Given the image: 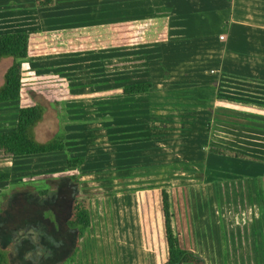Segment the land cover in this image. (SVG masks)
Returning <instances> with one entry per match:
<instances>
[{
    "label": "rangeland",
    "instance_id": "374dc122",
    "mask_svg": "<svg viewBox=\"0 0 264 264\" xmlns=\"http://www.w3.org/2000/svg\"><path fill=\"white\" fill-rule=\"evenodd\" d=\"M82 1L83 0H79L76 11H70L64 16L65 18L60 14V17H62L60 20H63L64 27L55 28L53 26L55 21L52 20V15L50 14L45 20V23L50 25L47 27H51L50 30L53 32L55 30H63L74 26L101 25L107 20L112 19L111 16L98 14L100 10L97 7L98 3L95 1L92 0L88 3H82ZM92 6H94V11L90 10ZM5 9H8V7H5L4 3L0 2V33L10 32L12 28L21 30L23 25L19 23L21 21L17 20L18 17L14 19L16 15H12L10 12L6 15ZM11 21L15 24L17 23V25H10ZM90 51L76 50L69 51L66 54H69L67 56L70 57L85 56L78 62L82 65L83 63L96 61V58L101 54L97 52L92 53ZM23 69V80L26 89L30 92L33 99L45 106V122L40 125L42 129L41 132H43L40 133L41 138L45 137V135L48 136L52 134L57 129L56 113L59 111L60 114L65 112L66 115L61 119L59 125L77 124L73 117H68V113L73 114L76 112L72 110L84 108L87 110V114H91L87 115L85 119H81V124L93 120L94 123L97 122V124H99L98 126L102 128L103 123H108L110 127H115V120H111L112 118H110L109 115L106 114V116H104L105 120H102V116L97 117L93 115V107L95 106L93 102L91 103L90 99L95 97L74 98L73 100H83L82 102L84 105L82 107L78 105L70 106V104L69 106H65L64 104H66L65 102L67 101L62 103V107L61 105H57L56 110L49 105V103L56 98L58 87L62 88L65 82L84 81V83L79 85L71 84L70 86L72 88L69 89V91L77 93L80 86H84L81 88L84 89V92L81 91V89L80 91L87 93L94 90L115 87L114 73H102L104 75H99L96 72L97 66L95 64H85L83 67L71 68V73H77V77L73 75L66 76L58 72L54 73L53 71H31L26 69V66H23ZM80 71H84L81 73L82 76L78 74ZM105 76L110 78L102 80ZM219 82H217L215 86V91L209 90L205 92L204 102H197L198 106L202 107L198 108L201 109L198 110L199 112L196 110L194 111L193 103L174 102L173 97L178 88H173L165 96L166 100L163 102L156 100L155 103H153V106L156 107V109L154 108L153 117L158 118L150 120L149 125L144 124L146 121L140 119L139 122L134 124V128H126L128 131L133 130L139 133L140 131L137 128H139L141 124H144L153 129L161 130H157L159 133H153V137L149 139L151 142L158 141V143H154L153 145L138 143L143 141L142 139L148 137V135H131L127 133V135H123L119 138L115 134L110 135L106 133L105 130L86 135L87 132L85 131H87V128H85V131H82L83 135H80L78 133L79 129L77 127H72L71 133L67 134L68 141L65 152L23 157L6 156L0 152V172H9L11 174L10 180L0 182V206L5 203V196L7 197L10 191L17 186H24L26 189L36 191L42 190L47 186L52 187L55 181L63 179L65 180V185H61L60 187H62L64 193L60 194V197L64 198L65 196L66 200H68V198L70 200L71 197L76 194L83 196L87 200L89 212L91 213V224L82 238L79 239V248L75 253L74 260L62 261L60 264H155L153 253L143 246L141 238L136 202V192L139 189L136 190L134 194L135 199L132 198L133 202H128L125 197L124 199L122 198V196H124L123 194H125L129 188L130 190L140 187L150 188L148 186L154 185L150 182L157 181L154 178H145V176L152 172L156 174V171H159L162 175L165 173L167 176L165 179L170 180L166 184L171 185L169 188L172 190V195L174 197L173 201L177 202L178 207H180L179 199L183 195L185 196H183V202L186 205L187 218L190 217V213L194 210L201 209L199 207L201 202L200 204L196 203L198 201L194 202L192 196L202 194L205 191L212 192L214 196H216L215 200L217 202L220 201V197H222V200H224L227 206L230 203L234 212L236 211V206H241L245 198L249 201L258 200V195L255 196V193L260 194L261 191L255 182V173L257 170L259 171V185L264 188V159L260 162L238 159L213 154L208 150L209 146H219L222 148H230L233 151L241 152L254 158H264V120L258 116L249 117V120H245V118L248 117H244L245 115L241 113H234L236 118L219 115L223 111L216 109L212 101L213 94L216 92L264 101V83L252 79L240 78H232L229 80L220 78ZM199 89L202 90V88H188V90L191 91ZM190 94H192V92L186 95ZM14 103L16 104V102ZM5 104L6 103H0V130L11 129L16 119V109L12 105ZM195 105L196 103H194V108ZM64 106L66 107L65 109ZM202 110L206 115H209L208 119L204 118ZM160 114L165 116V118L160 119ZM228 114L233 113L228 112ZM112 115L115 117L114 113ZM58 118L61 117L58 116ZM73 129L75 130L74 132ZM157 136H159V138L155 139L154 137ZM160 136H162V138H160ZM121 138L126 141L138 139L137 144H139L133 147L136 151V153H134L136 160L131 164L132 167L129 166V168L133 169L131 174L133 177L140 176L141 179H134L132 183L130 181L127 183L128 186L124 185V182H119V178H117V176H119L118 171L126 169L125 165H119L117 162L115 163V141L117 142ZM159 141L162 145L159 144ZM118 152L123 151L119 150ZM78 155L84 156V162L81 166L78 169L68 168L66 166V159ZM146 156H152V159ZM196 158L200 161L197 162ZM102 161L104 163H102ZM71 174H78V189L66 178ZM152 174L155 175L154 173ZM262 195L264 198V193ZM115 204H118V209ZM207 205L210 207V204ZM201 207H205V205ZM176 208L177 207H174V214ZM19 212L20 209L18 207H12L11 205L9 219L11 220V216ZM228 216L234 221L233 232L232 229H230L232 222ZM238 221H241V223H238ZM247 221L248 231L251 232L252 228L255 227L254 232L258 234V230L260 229L258 227V221L254 220L251 222L250 219ZM15 222L20 223L22 221L18 217ZM263 222L264 217L262 216L259 221L260 226L264 224ZM14 223L10 225L8 230L5 232L2 231V237L0 238L1 242H3V244H7L10 241L14 242V244L22 243V247L20 248L23 249L26 246L24 249H29L21 251L19 246L14 248L12 245L9 252L10 259L21 264H25V261L29 259L30 261L35 259L37 262L36 264H48L38 258L41 256L42 251L37 249L41 248V242L43 245L45 243L44 238L42 241L38 240L41 237L39 235L44 234V227L46 224L43 225L42 228L35 225L36 227L34 228L36 230L31 227L22 230V227L25 226L23 222L21 226L17 228ZM175 223H177L176 218ZM207 223L212 225V228L217 227L215 225L218 224L222 226V229L217 232V236L221 239L228 237L234 238L235 235L236 237H240L241 235L244 237L246 235L245 229L247 225H245L246 222L243 221V215L237 216L231 214L224 218L223 215L216 214L211 216L210 222ZM56 224L60 225L58 221H56ZM225 225H227V228ZM242 228H244V230ZM209 233L210 231H208L206 235ZM4 235L6 239H4ZM184 242L190 244L196 243L195 245L198 246V250L209 249L203 246L200 240L196 239V241L193 242L191 237L189 240L188 238L184 240ZM30 249L32 250L29 251ZM209 253L211 254V252ZM203 259L205 261V258ZM228 259V255H224V260L228 261ZM225 264L228 263L225 262Z\"/></svg>",
    "mask_w": 264,
    "mask_h": 264
},
{
    "label": "crops",
    "instance_id": "0c3cea01",
    "mask_svg": "<svg viewBox=\"0 0 264 264\" xmlns=\"http://www.w3.org/2000/svg\"><path fill=\"white\" fill-rule=\"evenodd\" d=\"M78 1L57 0L54 8L42 11L34 7V0H0V2L4 3L5 7H8V9L4 10L5 14L7 15L10 12L12 15H16L15 17L13 16L14 19L18 17L17 20L21 21L19 22L23 25L21 30L35 28L50 29L51 27H47L50 25L45 23V20L50 15H52V20L55 21L53 26L55 28H62L64 22L60 18H65L64 16L70 11H76V7L79 5ZM90 1L92 0H83L82 3ZM93 1L98 3L97 7L100 10L98 14L112 17V19L106 22L132 20L139 30L141 41L128 47H111L90 51L101 54L96 58V61L83 63L82 65L78 62L85 56L70 57L67 56L69 54L58 53L38 56L29 62H24L23 66H26V69L31 71H53L54 73L58 72L66 76L73 75L77 77V73H71V68L83 67L85 64H95L97 66V74L104 75L111 74L105 72L102 67L103 61L106 58L143 54L146 58L147 66L141 69L115 71L114 86L120 87L126 84L146 81H150L152 86L148 92L142 94L114 95L90 99L91 103L93 102L95 106L93 107V115L97 117L102 116V120H105L104 116L106 114L109 115L112 118L111 120H115V127H110L108 123H103L102 128L98 126L97 122L94 123L93 120L81 124L80 120L85 119L91 113L87 114L86 109L80 108L74 109L78 111L72 110L76 113H68V117H73L77 123L72 125L65 124L68 134L71 133L72 127H77L80 135H83L82 131H85V128H87V131H85L87 132L86 135L100 130H105L110 135L115 134L119 138L127 135V133L131 135L142 134L148 135V137L143 138V141L138 143L153 145L154 143H158V141L151 142L149 139L153 137V133H159L157 132L159 129L146 126L147 124L149 125L150 120L158 118L153 117V112L156 109L153 103L156 100L159 102L166 100L165 96L173 88H178L173 97L174 102L193 103L194 111L199 112L198 110L201 109L198 108L202 107L198 106L197 102H204L206 91H215V86L220 78L224 80L232 78L252 79L264 83V0ZM153 1H161L171 9V13L164 18L155 16ZM93 9L94 6L90 8L91 11H94ZM60 14L62 17H60ZM12 24L15 23L11 21L10 25ZM16 25L17 23L14 26ZM10 31L20 30L12 28ZM84 71H80L78 74L81 75ZM109 78L105 76L102 80ZM81 83H84V81H69L65 82L63 86L71 84L79 85ZM83 87L80 86V89ZM194 87L202 88V90H188V88ZM80 89L77 93L84 90L81 89L80 91ZM190 92L192 94L186 95ZM217 94L219 93L213 94V104ZM82 101L71 99L65 102L66 104L64 105L69 106L70 104V106L78 105L82 107L84 105ZM194 103H196V109L194 108ZM5 105H12L17 111L14 102H8ZM113 113L115 117L112 115ZM203 114L205 119L209 118V115H206L204 111ZM245 116L248 117V115ZM159 118L162 119L165 116L160 114ZM140 119L145 120L144 124L146 125L141 124L137 128L140 131L139 133L126 129L127 127L130 129L134 128V124L139 122ZM261 119L264 120L263 117ZM154 138H159V136ZM137 141L138 139L126 141L122 138L117 142L115 141V163L117 162L119 165H125L126 167L125 170L118 171L119 176H117L119 182H124V185H127L130 181L132 183L134 179H141L140 176L133 177L131 175L133 169L129 168V166L132 167L131 164L136 160L134 154L136 151L133 147L139 145ZM159 144L162 145L160 141ZM119 150L123 152H118ZM146 157L152 159V156ZM262 159L264 158H257V162L262 161ZM196 161L199 162L200 160L196 158ZM102 163L104 162L102 161ZM156 172V174L152 172L155 175L150 173L145 176V178L157 180L156 182H150L154 185L148 187H170V184H166L170 181L165 179L167 178L166 174L162 175L159 171ZM258 179L259 171L257 170L255 182L261 191L260 194L255 193V196L258 195V200L249 201L245 198L241 206H236L235 212L230 203L228 206L224 203L222 197L217 202L215 200L216 196L212 192L205 191L202 194L192 196L194 202L198 201L196 203L199 204L201 202V205H199L201 209L194 210L190 213V217L187 218V209H185L186 205L183 202L184 195L182 194L183 196L179 199L180 207H178L177 202H174V207H177L175 212L177 223L175 224L181 247L189 248V250H193L196 254L205 258V264H225V262L228 264H264V224L260 226L259 223L261 217H264V198L262 195L264 188L259 185L260 181ZM141 188L143 187L131 190L130 188L127 189L128 191L123 194L122 198L124 199L125 197L128 202H133L132 198L135 199L134 194L136 190ZM207 204H210V207ZM202 205H205V207H201ZM115 206L118 209V204H115ZM216 214L223 215L224 218L231 214L237 216L243 215V221L247 223H245L247 225L245 229L246 235L244 237L243 235L240 237H236L235 235L234 238L221 239L217 236V232L222 229V226L218 224L215 225L217 227L212 228V225L207 223L210 222V217ZM248 219L251 222L254 220L258 221V227L260 228L258 234L254 232L255 227L252 228L251 232L248 231ZM230 220L232 222L230 229L233 232L234 221H232L233 219ZM238 223H241V221H238ZM225 227L227 228V225ZM242 229L244 230V228ZM208 231L210 233L206 235ZM190 237L193 239V242L196 239L200 240L203 246L209 249L198 250V246L195 245L196 243H185L184 240H187V238L189 240ZM226 254L229 257L228 261L224 260V255Z\"/></svg>",
    "mask_w": 264,
    "mask_h": 264
},
{
    "label": "trees",
    "instance_id": "16d2710c",
    "mask_svg": "<svg viewBox=\"0 0 264 264\" xmlns=\"http://www.w3.org/2000/svg\"><path fill=\"white\" fill-rule=\"evenodd\" d=\"M56 2L57 0H34V7L46 11L54 8ZM153 12L157 17H166L171 13V9L161 1H153ZM140 41L139 30L132 20L74 26L53 32L50 29L35 28L0 33V103L16 102L17 107L14 126L11 129L0 130V152L6 156L23 157L65 152L67 148L68 131L64 124L59 125L61 119L66 116L65 112L56 113L57 129L41 138L40 133L43 132L40 125L45 122V106L33 99L26 89L23 80L24 62L46 54L128 47ZM146 66L147 61L143 54L109 57L103 61V70L107 73L141 69ZM151 86L152 83L146 81L87 93H73L69 91L72 87L67 85L58 87L56 98L49 105L56 110L57 105L62 107L64 101L78 97L142 94L148 92ZM214 105L216 109L223 111L219 115L236 118L235 114L241 113L248 115L245 120L253 116L264 118L262 100L219 93L215 96ZM208 150L221 156L257 161V158L226 147L209 146ZM83 162L82 155L68 157L66 166L78 169ZM77 177L78 174H71L66 178L78 189ZM10 178L9 172H0V182ZM61 185H65V180L58 179L52 187L47 186L36 191L26 189L24 186L13 188L7 197L5 196V203L0 206V238L2 231L8 230L18 217L25 224L22 230L34 228L35 225L42 228L46 224L44 234L39 235L41 237L38 240L42 241L44 238L46 244L43 245L41 242V248H37L42 251L38 258L48 264H60L64 259L73 261L79 248V239L91 224L90 212L87 200L79 194L74 195L70 200L69 198L66 200L65 196L61 198L60 192H57ZM136 202L143 246L151 250L155 264H205L202 257L192 250L181 247L179 243L171 188L165 186L139 189L136 192ZM11 205L18 207L20 212L13 214L10 220ZM56 221L60 225H57ZM22 222H15L14 225L16 228L20 227ZM3 237L6 239L5 235ZM12 245L14 248L22 247V243L14 244L10 241L3 244L0 239V264H21L10 259L9 252ZM24 248L20 250L29 249ZM32 263L37 262L35 259L25 261V264Z\"/></svg>",
    "mask_w": 264,
    "mask_h": 264
},
{
    "label": "flooded vegetation",
    "instance_id": "af4514ba",
    "mask_svg": "<svg viewBox=\"0 0 264 264\" xmlns=\"http://www.w3.org/2000/svg\"><path fill=\"white\" fill-rule=\"evenodd\" d=\"M37 188H39V187H37ZM57 192H60L59 194H63L64 190L62 189V187H60ZM63 261H67V259H64Z\"/></svg>",
    "mask_w": 264,
    "mask_h": 264
}]
</instances>
